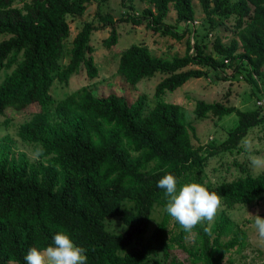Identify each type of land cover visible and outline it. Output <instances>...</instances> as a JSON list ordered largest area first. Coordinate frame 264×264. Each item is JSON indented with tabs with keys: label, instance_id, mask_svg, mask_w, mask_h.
I'll list each match as a JSON object with an SVG mask.
<instances>
[{
	"label": "trees",
	"instance_id": "1",
	"mask_svg": "<svg viewBox=\"0 0 264 264\" xmlns=\"http://www.w3.org/2000/svg\"><path fill=\"white\" fill-rule=\"evenodd\" d=\"M88 1L28 0L18 6L15 0H0V116L35 108L16 125L15 134L33 153L43 149L31 160L0 138V264H26L29 249L52 246L57 233L85 249L86 264H222L245 244V230L229 217L231 206L246 205L263 193L264 172L247 174L236 163L238 174L211 186L204 183L203 168L211 156L239 151L252 128L260 129L264 144V108L195 100L197 121L230 113L235 120L218 143L194 144V127L183 109L162 95L203 76L214 81L242 77L259 90L264 0H197L204 32L192 26L191 0H145L139 13L130 0H120L128 11L116 20L96 11L97 20L110 27L106 46L116 43V21L185 37L181 55H155L141 43L119 53L116 71L125 83L162 75L150 107L143 93L129 101L115 92L96 95L85 85L58 100L49 95L53 80L65 85L81 68L89 79L97 74L89 44L91 20L82 22L70 40L67 62L59 63L69 35L67 17L80 16ZM169 8L181 27L165 22ZM229 17L233 37L222 43L215 28ZM167 174L177 178L178 189L200 183L222 196L223 208L209 228L204 222L185 233L166 213L167 198L157 183ZM156 207L160 217L150 227ZM110 217L123 228L108 229Z\"/></svg>",
	"mask_w": 264,
	"mask_h": 264
},
{
	"label": "rangeland",
	"instance_id": "2",
	"mask_svg": "<svg viewBox=\"0 0 264 264\" xmlns=\"http://www.w3.org/2000/svg\"><path fill=\"white\" fill-rule=\"evenodd\" d=\"M23 1L28 0H15V4L20 6ZM119 1L120 0H90L86 3L85 10L80 16L67 17L69 35L64 43L63 57L59 63L64 65L67 62L70 40L79 29L82 22L91 20L95 27L90 34L89 44L93 48L91 55L97 67V74L94 78L89 79L83 68H81L77 73L69 77L65 85L53 80L49 88V95L54 100H58L77 87L85 85L93 89L96 95L115 92L124 95L129 101L134 99L138 94L143 93L145 94L146 105L148 107L155 101L152 95L153 88L162 75L154 73L152 76L143 78L134 85L127 84L116 71L118 55L121 50L132 43L146 45L155 55L164 57L181 55L185 49V37L175 39L167 34L153 32L146 28L144 24L132 25L128 22L116 21L114 23L117 34L116 43L111 46H106L103 43V39L108 35L110 27L108 25H102L97 20L96 11L109 13L112 18L116 20L122 11H128L122 8ZM191 2L195 11L192 26L195 27L198 32H204L205 30L202 28L204 16L201 12V8L197 0H191ZM130 3L135 13H139L140 10L146 6L145 0H130ZM165 22L171 24L173 27H181V24L175 22L174 11L171 8H169L165 17ZM231 25V17L217 24L215 31L216 34L219 35L222 43H227L228 40L233 37ZM210 34L212 33H208V38L212 37ZM258 86L259 90H256L251 84L245 82L242 77L214 81L210 79V76H203L199 78H190L174 90L165 91L162 95V99L177 103L181 106L185 113L186 120L194 127V137L191 136L194 144H205L208 141L218 143L225 136L227 128L235 120V115L230 113L220 119H216L214 116L209 115L206 119L197 121L192 114L194 101L197 99L206 102L216 100L240 109H249L255 106H259L263 109L264 77L260 78ZM33 110H35V108L21 112L6 110L5 114L0 116V122L4 119H8L6 125L0 123V138H7L13 150L24 152L31 160L34 159V153L31 147L20 143L15 134V130L16 125L20 121L26 119ZM260 135L261 131L259 128H252L243 138V140L248 139L252 142L253 147L251 153L246 152L242 144H240L241 149L239 151H232L231 153L226 152L209 157L203 168L204 183H210L212 186L232 178L235 174L239 173L236 163L244 165L247 174L255 175L264 172L253 171L248 159L249 154L264 155V144L261 142L262 140H260ZM256 215L264 218V191L257 199L246 205L240 206L236 204L231 206L229 217L233 225L238 224V226L245 230V244L241 249L229 252L225 256L222 264H264V241L258 238L256 230L253 227L254 216ZM159 217L160 209L156 207L151 214L150 227L154 225ZM106 225L108 229L114 231H119L123 228L121 222L114 217H110ZM206 226L209 228L211 223L209 224L206 222ZM229 236L230 233H227L222 238L226 239ZM189 240L190 238L187 240V243H189ZM9 264L16 263L11 261Z\"/></svg>",
	"mask_w": 264,
	"mask_h": 264
},
{
	"label": "clouds",
	"instance_id": "3",
	"mask_svg": "<svg viewBox=\"0 0 264 264\" xmlns=\"http://www.w3.org/2000/svg\"><path fill=\"white\" fill-rule=\"evenodd\" d=\"M241 144L246 152H252L250 140L244 139ZM42 154L43 149L37 147L33 155L39 158ZM248 159L253 171H264V155L249 154ZM177 185V178L173 174L163 176L157 183V187L164 190L167 198L166 213L181 230L191 234L201 223H212L223 208L222 196L216 191H209L200 183H185L179 189ZM254 217L253 227L258 238L264 241V218L259 215ZM53 242L52 246L43 250L30 248L24 257L26 264H86L85 249L75 245L67 234H55Z\"/></svg>",
	"mask_w": 264,
	"mask_h": 264
}]
</instances>
